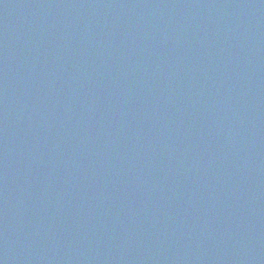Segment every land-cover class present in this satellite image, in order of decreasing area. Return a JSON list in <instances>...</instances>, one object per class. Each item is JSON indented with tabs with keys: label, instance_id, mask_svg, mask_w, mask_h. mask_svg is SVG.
I'll use <instances>...</instances> for the list:
<instances>
[{
	"label": "water",
	"instance_id": "1",
	"mask_svg": "<svg viewBox=\"0 0 264 264\" xmlns=\"http://www.w3.org/2000/svg\"><path fill=\"white\" fill-rule=\"evenodd\" d=\"M0 264H264V0H0Z\"/></svg>",
	"mask_w": 264,
	"mask_h": 264
}]
</instances>
